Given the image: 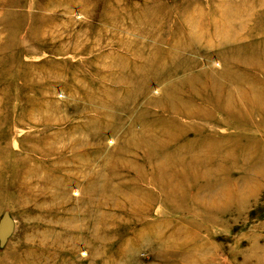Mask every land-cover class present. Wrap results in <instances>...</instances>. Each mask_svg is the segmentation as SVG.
Returning <instances> with one entry per match:
<instances>
[{
  "label": "rangeland",
  "instance_id": "1",
  "mask_svg": "<svg viewBox=\"0 0 264 264\" xmlns=\"http://www.w3.org/2000/svg\"><path fill=\"white\" fill-rule=\"evenodd\" d=\"M260 89L264 0H0V264H264Z\"/></svg>",
  "mask_w": 264,
  "mask_h": 264
},
{
  "label": "bare ground",
  "instance_id": "2",
  "mask_svg": "<svg viewBox=\"0 0 264 264\" xmlns=\"http://www.w3.org/2000/svg\"><path fill=\"white\" fill-rule=\"evenodd\" d=\"M238 34H236V33H234L233 35L232 34H230L229 35V37H227V38H231V37H233V36H237ZM255 61V59L253 58L252 59V57H250L249 59H248V61H247V64L249 65V64H251V63H253ZM252 69H253V67H256V66H250ZM177 73V72H176ZM206 79L207 80H209V78H207L206 77ZM237 80V81H236ZM230 86H231V84H232V86H233V84H242V81L240 80V79H237V77H229V78H227V81H226ZM164 91H165V93H168V95L169 96H166V98H167V100L168 101H170L171 102V100H173V91H171V89H172V85H166V87H164V88H162ZM206 91H208V90H206ZM256 91H258V94L261 96L260 97V99L261 98H263L264 97V91H261V89L260 90H256ZM177 92V91H176ZM262 102V101H261ZM230 106V105H229ZM155 108L156 106H152L150 109L152 110V111H155L154 109H152V108ZM232 107V106H231ZM219 109V108H218ZM249 109V108H248ZM235 110V109H234ZM222 111V110H221ZM225 111V110H224ZM157 112V111H156ZM210 112V111H209ZM209 112H207L208 114H209ZM220 112V111H219ZM236 112V111H235ZM244 112H246V113H244ZM244 112H238L237 113V115L236 116H233V112H231L230 110H226L225 111V114H227V118L228 119H234V118H238V119H244L245 117H247V118H250V114L253 112V110H252V112L251 113H249V111L247 110V111H244ZM202 114V113H201ZM200 114V115H201ZM204 114V113H203ZM249 114V115H248ZM199 115V114H198ZM207 115V114H206ZM205 115V116H206ZM224 117V116H223ZM252 122V121H251ZM263 123V122H262ZM260 125V124H259ZM259 125H257V124H255V123H253L250 127H246V129H248V130H245L246 132H256V133H258V132H261L262 133V131L261 130H264V123H263V125H262V127L261 126H259ZM249 130H251V131H249ZM149 132H151V130L149 129V127L147 126V127H141V129H140V132H138L139 134H142V135H146L145 133H149ZM146 138H148V136L146 137ZM152 139L156 142V146L157 147H161V145H160V140H158V139H156V137L154 136V135H151L150 136V139H148V142H152ZM252 141H249V143H251V142H253L254 140L253 139H251ZM147 142V143H148ZM147 143H144L143 141L142 142H139V144L138 143H135V145H134V148L135 149H137V150H139L140 149V147H142V146H144V144L147 146ZM145 146V149H147V147ZM162 150V149H161ZM263 151V152H262ZM259 153H261L262 155H263V153H264V150L262 149ZM161 157L162 156H160L159 154L158 155H156V156H152L151 155V153L150 154H146L145 156H144V159L145 160H148V161H150V163L153 165V163H156V162H160V160H161ZM2 161H4V159H2ZM76 167V168H75ZM0 168H2V164L0 163ZM21 170H20V169ZM18 168V170H16V171H14L13 170V174H14V176H15V179H19L20 177H22V175H20V173L22 174V172H24V170L21 168V167H19ZM73 168H75L76 170H77V165H74L73 166ZM157 169H158V171H159V167H157ZM250 169V168H249ZM249 169H242L243 171H245V170H247V172L249 173ZM3 174H5L6 176L8 175L9 176V174H6V173H4V170L3 171H1ZM25 173V172H24ZM244 173H246V172H244ZM25 175L26 176H28V174H27V172L25 173ZM78 175V174H77ZM254 176H256V177H259V178H261V177H263L264 176V174H263V172H257L256 173V171H255V175ZM89 182H91V181H89ZM91 184H93L94 185V183H91ZM21 186V189H20V194L22 195V196H25V198H29L30 196L31 197H36V195L34 194V193H32L30 190H29V187L27 186V185H25V186H23L22 187V185H20ZM143 186V185H142ZM215 187V186H214ZM14 188H19V185L17 186H15ZM66 190V188L64 189V191ZM216 191V189H213L212 188V191H209L211 194H213V192H215ZM92 195H93V197H98V200H99V192H98V190H94V191H92ZM60 197V196H59ZM61 198V197H60ZM63 199V198H62ZM83 200V199H82ZM137 199L136 198H134L133 199V203L136 201ZM19 201H20V199H19ZM100 204V203H99ZM148 208H151L150 206H148L147 208H146V210H150V209H148ZM222 210V209H221ZM220 210V211H221ZM145 211V210H144ZM66 212V211H65ZM65 212H63L62 214H61V216L59 217V219H65V218H67V215H68V213H65ZM91 212V211H90ZM214 212H219V209H216V210H214ZM221 212H224L223 210L221 211ZM83 214V213H82ZM87 214V213H86ZM82 216V215H81ZM91 216V215H90ZM69 219V218H68ZM76 219H80L79 218V216H77L76 217ZM83 222L85 223V215L83 214ZM57 219H55L54 221H56ZM73 220V219H72ZM66 221H67V219H66ZM53 224H54V222H53ZM129 225H130V223H128ZM127 224V225H128ZM95 225V224H94ZM84 229V227H82V226H79V227H76V228H73V229H70V230H72L73 232H76V233H78V232H81L82 230ZM70 230H69V227L67 228V231H66V233H65V235L66 236H70ZM68 239V237H65L63 240L65 241V239ZM54 239V237H52V240ZM96 240L98 241V237L96 238ZM27 252L28 253H31L32 251L31 250H27ZM39 252H40V254L41 255H43V254H45V252H43L42 250H39L38 251V256H37V258L35 259H33V258H30V259H28V264H30V263H35V262H43L44 260H43V257H41L40 255H39ZM48 254H49V256H52V253H53V250H52V248L50 247V248H48ZM56 253H55V251H54V255H55ZM25 261H23V262H21V264H26V263H24ZM19 263V262H18Z\"/></svg>",
  "mask_w": 264,
  "mask_h": 264
}]
</instances>
